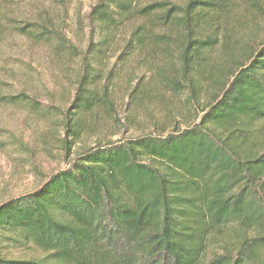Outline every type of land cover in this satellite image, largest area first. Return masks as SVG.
Listing matches in <instances>:
<instances>
[{"label":"trees","instance_id":"16d2710c","mask_svg":"<svg viewBox=\"0 0 264 264\" xmlns=\"http://www.w3.org/2000/svg\"><path fill=\"white\" fill-rule=\"evenodd\" d=\"M248 1L96 0L82 49L47 24L12 21L0 38L23 37L76 62L70 108L60 113L68 155L87 117L112 108L110 80L130 60L173 49L179 73L165 85L193 92ZM0 102L43 110L23 91L0 94ZM229 232L233 245L206 260ZM31 248L41 256L14 255ZM0 264H264V43L196 123L98 141L34 189L0 202Z\"/></svg>","mask_w":264,"mask_h":264},{"label":"rangeland","instance_id":"374dc122","mask_svg":"<svg viewBox=\"0 0 264 264\" xmlns=\"http://www.w3.org/2000/svg\"><path fill=\"white\" fill-rule=\"evenodd\" d=\"M95 1L0 0V27L12 21L56 26L82 49L89 27L87 15ZM233 17L227 42L214 50L203 76L193 81V92H174L165 85V78L179 73L173 49L163 55L130 60L119 76L110 80L112 108L99 109L87 117L88 128L72 142L68 155L62 149L60 113L70 108L76 62L63 54L53 55L48 47L32 45L23 37L0 38V94L23 91L43 107L32 112L21 105L0 102V202L34 189L48 175L65 167L77 151L98 141L166 134L196 123L237 66L264 43V0H249ZM252 233L253 229L249 231ZM234 239L231 232L224 234L221 243L207 252L206 260L221 252L222 245L232 246ZM14 255L41 256L32 248Z\"/></svg>","mask_w":264,"mask_h":264}]
</instances>
